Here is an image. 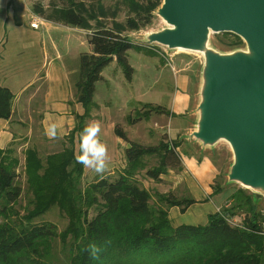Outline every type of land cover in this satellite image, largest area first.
<instances>
[{
	"label": "trees",
	"instance_id": "trees-1",
	"mask_svg": "<svg viewBox=\"0 0 264 264\" xmlns=\"http://www.w3.org/2000/svg\"><path fill=\"white\" fill-rule=\"evenodd\" d=\"M64 1L66 5L54 11L61 23L91 31L87 34L90 51L79 55L74 82L75 100L81 104L83 114L75 116L76 125L60 152L46 155L44 160L36 149L23 152V173L31 200L30 209L22 216L15 210L23 193L18 182L19 160L14 149H0V264H57L51 254L57 239L68 247L69 264H264L260 196L236 189L228 197L230 207L221 214L209 215L204 225L171 224L168 209L180 207L183 211L192 204L190 200L159 194L156 203H149L151 196L139 187L135 176L143 170L144 177L159 182L167 171L180 170L179 143H168L164 138L156 146L129 142L124 151L125 168L116 177L100 176L81 188L83 166L75 162L74 142L78 138L79 143L89 112L95 107V84L102 80L101 72L113 60L129 83L133 70L126 53L134 46L118 25L109 29L96 23L90 30L89 22H97L105 15L99 0H95L96 8L82 1ZM122 1L140 21L128 18L125 27L136 31L149 23L151 13L162 0ZM140 49L136 46V50ZM12 100V93L0 87V120L9 118ZM141 111L135 118L128 117L130 125L153 113L171 116L156 105H143ZM114 133L127 141L118 126ZM217 193L219 190H215ZM52 207L67 219L61 233L50 223H35ZM90 210L95 214L88 219ZM241 216L240 224L229 223ZM91 244L100 248L96 258L88 250Z\"/></svg>",
	"mask_w": 264,
	"mask_h": 264
},
{
	"label": "crops",
	"instance_id": "crops-1",
	"mask_svg": "<svg viewBox=\"0 0 264 264\" xmlns=\"http://www.w3.org/2000/svg\"><path fill=\"white\" fill-rule=\"evenodd\" d=\"M34 1L0 0V87L8 89L13 95L9 118L0 120V149L11 148L17 154H23L27 149H36L37 152H60L65 138L76 125L75 116L83 114L81 104L75 100L74 82L78 72L79 55L90 51L89 46L88 51H80L79 34L87 35L88 32L46 18L44 14L37 12ZM32 17L42 22L37 29L30 28ZM112 65H116L114 60L107 67ZM163 68L157 65L155 70ZM105 69L101 72L102 80L95 84L92 99L95 107L87 123L92 120L101 123L100 139L108 148V167L103 174H96L82 165L83 177L89 181L100 176L116 177L125 168L124 151L129 142L149 146V117L134 125H130L128 120L121 123L107 110L110 104L102 100L100 103L94 101L97 84L112 87V82L116 88L123 85L120 74L117 75V81L112 80L103 75ZM192 77L194 76L182 70L174 74L169 107H162L170 115L179 117L187 114L191 96L188 89ZM134 78L135 72L129 82L131 87L135 82ZM148 81L149 76L145 74L142 81L138 82L141 87L146 88V92L149 91ZM195 102L198 106L199 96ZM136 103L139 104L137 108L134 109L131 105L126 111L130 114L135 111L136 114L144 104L159 106L149 102ZM51 123L57 125L56 138L46 135L45 130ZM167 124L169 129L166 132L172 134L171 139H176L186 129L180 119H174ZM117 126L125 134L126 142L115 135ZM190 132L191 130L188 133ZM77 139L75 138L74 142L75 154L79 150ZM193 158L181 156L183 171L200 184H211L217 173L209 160L203 157L198 163ZM193 191L197 193L198 189L191 190V195ZM173 210L177 209L171 208L168 211L169 216ZM171 224L186 225L181 221L176 224L171 221Z\"/></svg>",
	"mask_w": 264,
	"mask_h": 264
},
{
	"label": "rangeland",
	"instance_id": "rangeland-1",
	"mask_svg": "<svg viewBox=\"0 0 264 264\" xmlns=\"http://www.w3.org/2000/svg\"><path fill=\"white\" fill-rule=\"evenodd\" d=\"M77 1H82L88 6L94 5V8L97 6L95 0ZM99 4L103 8L105 15L100 17L97 22L90 21V30L95 29L96 23H100L109 29L114 25H118L123 28L122 35L134 46V49L129 50L126 53L128 65L132 68L133 72H135V82L133 83V87L125 81L123 72L117 65L107 67L104 70L103 75L117 81V75L120 74L121 84L123 82L122 87L116 88L117 86L112 82H110L112 87H105L103 84H97L96 87L97 92L94 101L100 103V100H102L103 102L110 104V106L107 107V110H109L112 116L116 117L121 123L127 121L129 115L132 118L137 116V114H134L135 111L131 114L126 111L131 105L133 108H137L139 104L136 103V101L155 103L163 108H168L171 93L173 91V76L174 74H177L178 70H182V72L194 76L190 82L188 81V91L191 96L186 115L176 117L172 114L168 117H160V115L153 113L149 117V146H156L163 138L168 143H179L180 147L177 152L180 157L193 156V159L198 163L204 157L209 160L217 175L211 184L203 185L187 174L186 171H183L184 167L181 165L180 170H169L165 175L160 177L159 182H154L144 177V171L142 170L135 176V180L139 187L151 196V201L149 203L151 205L156 203L157 195L159 194H171L174 198L179 200H190L192 204L188 205L183 211L180 207H172L177 210H173L170 213V216L168 215L170 217L169 220H171L173 224L181 221L186 225H204L207 222L209 215L217 213L221 214L223 210L230 207L228 197L236 189L240 188L249 194H255L262 198V203L259 206V209L264 213V194L262 189L259 187H242L240 183L229 181L228 175L234 164V157L229 145L224 140H218L212 145L203 146L201 142L197 141L192 136L193 132L196 130V124L198 121V111L195 99L199 96L200 87L204 83L203 72L205 70L207 57L209 55H216L219 57H234L242 55L249 57L251 56V52L244 40L238 37L234 38L231 35L209 33L206 43L200 52L195 50L169 49L151 41L152 36L170 29V26L158 14L162 1L151 13L152 15L149 19V23L136 31L129 30L125 27L128 18L134 20L138 19L122 0H99ZM33 5L35 6V9L41 11V15L44 14L46 18H52L57 22H62L57 18L54 11L57 12L62 9L66 5V1L35 0ZM138 22L140 21L138 20ZM88 33H91V31ZM87 37L88 36L85 34H79V40L81 42L80 51L89 50L86 40ZM136 46H139L141 49L136 50ZM157 65L164 68L161 70H155ZM145 74H148L149 76L148 92H146L147 90L144 86L141 87L138 83L142 81ZM93 109L94 108L89 112L90 116ZM174 119L175 121L180 119L184 123L186 129L181 132L176 139H171L170 136L172 134L169 135L166 132L169 129L167 122H173ZM88 120H86V123ZM190 130L191 132L188 133ZM53 153L54 151L38 152L40 158L43 160L46 155ZM15 156L19 160L17 168L19 174L18 182L23 189L22 196L19 199L15 210L19 216H22L26 210L30 209L29 203L31 196L26 190L25 176L23 173V154L16 153ZM145 164L148 168L149 164ZM153 164L154 161H151L150 165ZM95 180L89 181L82 175L81 188L91 184ZM173 182H175L176 185H174ZM192 188H197L198 192L196 193L193 191L191 195V190H194ZM215 190H219V193L216 195L214 194ZM170 209H168V211ZM185 212L186 214H184ZM94 214V211L90 210L88 212V219L92 218ZM179 215L183 216L180 217ZM241 221L242 216L231 220V222L236 225L240 224ZM35 223H50L56 227L58 233H61L67 226V219L56 207H52L39 217ZM51 251L55 263L69 264L68 247L64 246L58 239L53 241Z\"/></svg>",
	"mask_w": 264,
	"mask_h": 264
},
{
	"label": "water",
	"instance_id": "water-1",
	"mask_svg": "<svg viewBox=\"0 0 264 264\" xmlns=\"http://www.w3.org/2000/svg\"><path fill=\"white\" fill-rule=\"evenodd\" d=\"M158 14L170 29L151 41L169 49L200 51L209 33L246 43L249 57H207L192 136L203 146L224 140L229 181L264 194V0H162Z\"/></svg>",
	"mask_w": 264,
	"mask_h": 264
},
{
	"label": "clouds",
	"instance_id": "clouds-1",
	"mask_svg": "<svg viewBox=\"0 0 264 264\" xmlns=\"http://www.w3.org/2000/svg\"><path fill=\"white\" fill-rule=\"evenodd\" d=\"M46 135L49 138H56L57 125L51 123L46 128ZM101 123L98 120H92L85 124L79 136V150L75 154V162L82 164L85 168L91 169L96 174H103L108 167V148L100 139ZM90 254L96 258L100 248L95 245H89Z\"/></svg>",
	"mask_w": 264,
	"mask_h": 264
},
{
	"label": "built area",
	"instance_id": "built-area-1",
	"mask_svg": "<svg viewBox=\"0 0 264 264\" xmlns=\"http://www.w3.org/2000/svg\"><path fill=\"white\" fill-rule=\"evenodd\" d=\"M32 20H33V22L30 24V28H32V29H37L39 27V25L42 24L41 20H39L38 18L32 17ZM229 223L231 225H234V226L236 225V224H233L231 222V220L229 221ZM261 233L263 234V235L262 234L261 235L264 236V223L262 224Z\"/></svg>",
	"mask_w": 264,
	"mask_h": 264
},
{
	"label": "bare ground",
	"instance_id": "bare-ground-1",
	"mask_svg": "<svg viewBox=\"0 0 264 264\" xmlns=\"http://www.w3.org/2000/svg\"><path fill=\"white\" fill-rule=\"evenodd\" d=\"M190 51V50H189ZM200 52V51H199Z\"/></svg>",
	"mask_w": 264,
	"mask_h": 264
}]
</instances>
